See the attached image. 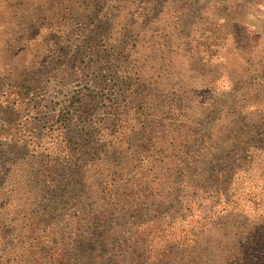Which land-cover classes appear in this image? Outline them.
<instances>
[{
  "label": "trees",
  "instance_id": "16d2710c",
  "mask_svg": "<svg viewBox=\"0 0 264 264\" xmlns=\"http://www.w3.org/2000/svg\"><path fill=\"white\" fill-rule=\"evenodd\" d=\"M149 1H139L130 22L123 15L115 48L94 41L102 40L110 25V13L96 7L101 17L89 25L96 27L73 30L87 49L75 50L44 73L36 71L38 80L26 74L1 91L0 144L7 143L0 146V204L7 206L10 222L20 219L0 232V257L9 258L7 264H264L257 226L244 235L228 230L229 217L241 206L237 171L264 165L245 149L257 150L250 145L253 132L242 134L238 123L229 130L222 121L210 127L209 110L199 127L191 119L194 113L189 119L181 115L185 91L143 77L149 51L142 64L133 59L131 68L122 56L123 36ZM59 38L58 31L52 34L56 44L63 42ZM194 55L186 67L196 72L203 65ZM48 89H56L58 98L50 113L38 103L48 101L42 95ZM85 104L92 110L80 120ZM258 104L264 112V102ZM23 108L27 111L19 117ZM29 108L41 109L32 115ZM163 110L172 111L166 127L157 119ZM22 117L37 119L49 137L22 139ZM256 135L264 139V127ZM247 186V202L259 207L264 177L254 176ZM250 219L246 216L245 223Z\"/></svg>",
  "mask_w": 264,
  "mask_h": 264
},
{
  "label": "rangeland",
  "instance_id": "374dc122",
  "mask_svg": "<svg viewBox=\"0 0 264 264\" xmlns=\"http://www.w3.org/2000/svg\"><path fill=\"white\" fill-rule=\"evenodd\" d=\"M139 1L0 0V93L6 92L10 85L20 81L26 74L28 80L32 78L35 81L38 80L36 71L44 73L47 66H54L57 61H68L75 50L82 48L73 30L95 28L89 25H96L97 18L101 17L94 11L96 7L102 13H110L107 15L110 17V25L105 33H101L102 40L96 38L97 41H94L115 48L117 34L121 36L123 15L130 22L133 12L141 8ZM140 15L143 16L135 15L136 20L130 23L128 33L123 36L125 45L121 53L123 57L127 56L128 66L132 67L133 59H137V65L142 64V59L149 51L151 54L141 69L144 71L143 77L165 83L168 89L185 91V111L181 113L182 116L187 115L189 119L191 113H194L191 119L203 127L209 110L212 113L210 127L220 126L221 121L229 126L238 123L236 127L242 134L247 129L253 132L251 137L254 140L250 145L257 150L250 149V146L245 149L252 152L255 161L259 159L256 162L264 160V152L259 151L264 150V139L256 135L264 127V112L259 110L258 104L259 101L264 102V0H150ZM85 18L89 19L87 25H83ZM78 22L79 26L76 27ZM56 31L61 33L58 41L63 42L60 44L52 39ZM90 46L95 52L98 45L92 41ZM70 48L67 54L64 50ZM160 49L164 56L160 55ZM192 54L203 65L196 72L186 67ZM93 63L90 65H97ZM31 72L34 75H30ZM190 89H193L194 95H190ZM54 91L56 89H48L42 94L49 98L48 101L38 102L47 106V109L43 108L45 112L50 113L55 106L54 102L58 100ZM37 97L42 96L38 94ZM88 104L80 107L77 116L80 120L87 118L92 110ZM247 105H253V108L245 112ZM234 107L237 112L232 110ZM29 109L32 115H36L41 108ZM26 111V108L21 109L19 117ZM167 112L163 110L158 114L157 119L163 120V127L167 126V119L172 114V111ZM245 113H248V117L243 120ZM21 121L22 139L30 141L31 138L40 140L49 137L48 132L39 129L37 119L25 122L22 117ZM232 126L227 128L230 130L235 127ZM229 130L226 134L230 135L231 140ZM15 134L16 131L11 133ZM170 140L169 143L172 142ZM6 143L7 139L0 146L5 147ZM242 148L243 145L240 150ZM254 176L264 177V165L253 172H246L242 168L236 173L237 195L241 201L239 210L241 213L246 212V215L233 213L228 219V230L233 234L244 235L254 230L253 226L251 228L254 224L258 227L254 234H259L258 239L261 240L264 238V216H260V213L264 214V191L261 193L259 207L250 205L246 200L247 185ZM0 205V232L2 229L7 231L6 228L11 230L7 225H16L20 219L10 222L11 215H4L7 206L3 205V201ZM248 215L250 222L245 223ZM217 231L222 233L224 228ZM8 260L2 256L0 264H7ZM236 261L242 263V259Z\"/></svg>",
  "mask_w": 264,
  "mask_h": 264
}]
</instances>
